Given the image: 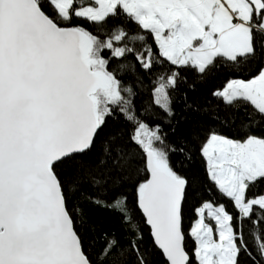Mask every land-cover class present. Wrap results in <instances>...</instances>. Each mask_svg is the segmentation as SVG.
Returning a JSON list of instances; mask_svg holds the SVG:
<instances>
[{
	"label": "snow or ice",
	"instance_id": "snow-or-ice-1",
	"mask_svg": "<svg viewBox=\"0 0 264 264\" xmlns=\"http://www.w3.org/2000/svg\"><path fill=\"white\" fill-rule=\"evenodd\" d=\"M0 264H264V0H0Z\"/></svg>",
	"mask_w": 264,
	"mask_h": 264
}]
</instances>
